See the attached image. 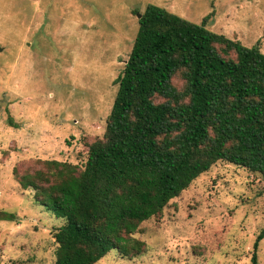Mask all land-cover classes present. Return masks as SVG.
I'll return each instance as SVG.
<instances>
[{"label":"rangeland","instance_id":"rangeland-1","mask_svg":"<svg viewBox=\"0 0 264 264\" xmlns=\"http://www.w3.org/2000/svg\"><path fill=\"white\" fill-rule=\"evenodd\" d=\"M150 4L195 23L209 14V30L264 53V0H0V215L14 216L0 217V264L55 261L65 220L20 178L41 171L43 186L53 182L45 160L82 170ZM172 83L183 89L180 72ZM263 230L264 175L219 160L138 225V248L94 264H253ZM255 252L264 264V235Z\"/></svg>","mask_w":264,"mask_h":264},{"label":"trees","instance_id":"trees-1","mask_svg":"<svg viewBox=\"0 0 264 264\" xmlns=\"http://www.w3.org/2000/svg\"><path fill=\"white\" fill-rule=\"evenodd\" d=\"M208 18L195 23L148 5L114 80L105 132L89 145L82 170L45 160L53 182L43 186L50 178L41 171L20 178L65 220L51 264H94L111 249L138 248V225L219 160L264 175V53L209 30ZM230 52L234 58L225 57ZM177 72L182 90L172 83Z\"/></svg>","mask_w":264,"mask_h":264},{"label":"water","instance_id":"water-1","mask_svg":"<svg viewBox=\"0 0 264 264\" xmlns=\"http://www.w3.org/2000/svg\"><path fill=\"white\" fill-rule=\"evenodd\" d=\"M137 16H138V19H139V18L141 17V14H139V13H138V15H137Z\"/></svg>","mask_w":264,"mask_h":264}]
</instances>
